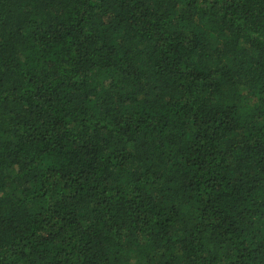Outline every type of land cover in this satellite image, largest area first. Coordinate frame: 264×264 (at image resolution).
<instances>
[{"label":"trees","instance_id":"obj_1","mask_svg":"<svg viewBox=\"0 0 264 264\" xmlns=\"http://www.w3.org/2000/svg\"><path fill=\"white\" fill-rule=\"evenodd\" d=\"M0 264H264V0H0Z\"/></svg>","mask_w":264,"mask_h":264}]
</instances>
